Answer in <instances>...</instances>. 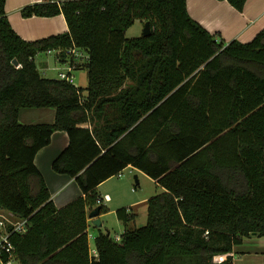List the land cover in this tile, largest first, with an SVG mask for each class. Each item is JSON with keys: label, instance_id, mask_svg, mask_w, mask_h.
<instances>
[{"label": "trees", "instance_id": "trees-1", "mask_svg": "<svg viewBox=\"0 0 264 264\" xmlns=\"http://www.w3.org/2000/svg\"><path fill=\"white\" fill-rule=\"evenodd\" d=\"M21 13L63 14L68 30L26 40L0 0V209L28 219L10 236L20 264H234L235 245L264 237V29L226 42L187 0H42ZM138 20L150 35L127 38ZM73 49L88 56L71 61L86 87L41 74L37 54L66 62ZM43 107L56 109L52 123L20 122L22 109ZM57 130L69 143L52 167L83 192L61 208L35 162ZM130 165L166 190L147 200L143 226L119 208L116 238L88 213L108 211L97 188Z\"/></svg>", "mask_w": 264, "mask_h": 264}, {"label": "crops", "instance_id": "crops-1", "mask_svg": "<svg viewBox=\"0 0 264 264\" xmlns=\"http://www.w3.org/2000/svg\"><path fill=\"white\" fill-rule=\"evenodd\" d=\"M41 1L42 0H6V13L8 19L13 28L26 40H36L68 30V23L63 14L51 17H24L22 15L21 9L24 6ZM187 7L190 15L195 20L206 27L212 34L223 38L226 42L234 39L242 42L251 41L261 30L264 29V0H247L242 10L235 8L228 0H187ZM76 85L86 87L88 82L87 84ZM55 116L56 109L54 107L24 108L20 111L19 120L21 123L25 124L52 123L55 120ZM83 126H86V124H83ZM68 143L69 137L67 132L64 130H57L53 133L50 144L40 149L35 158L36 165L43 173L52 198L56 206L59 208L64 207L83 195V192L74 177L68 174L57 173L52 167L54 159L61 153ZM127 168L140 170L132 165ZM109 180H111V178L104 181L97 188L101 197H104L105 195L110 197L109 199H104L103 202L108 209L107 212L112 210L117 212V210L121 207H131L136 212L137 206L147 204L146 202L150 197L136 198L124 205L122 204L123 202L114 200L109 193L102 196L100 188L103 187ZM136 183H139V180H137ZM157 185L161 187V192L159 193L166 190L158 183ZM107 212H102L100 215L102 225L99 228H101L102 231H104V222L102 217L107 214ZM89 221L93 223V220L90 218ZM135 222L136 220L132 222L130 226L136 227ZM90 229L96 230L93 227ZM97 233L98 232H95V235H97ZM120 235L121 234L118 236ZM247 239H250V243L247 244H251L255 241L252 237H245L242 244L234 246V251L232 253L234 264H245L249 256H255L257 258L262 257L257 264L263 263L264 255H261V253H264L263 242H261V250H252V252H248V249H244ZM259 239L262 240L264 237H258V240Z\"/></svg>", "mask_w": 264, "mask_h": 264}, {"label": "rangeland", "instance_id": "rangeland-1", "mask_svg": "<svg viewBox=\"0 0 264 264\" xmlns=\"http://www.w3.org/2000/svg\"><path fill=\"white\" fill-rule=\"evenodd\" d=\"M144 24L141 21H136L127 31L126 37H137L143 35ZM79 50V49H78ZM82 52V50H79ZM61 52L59 50H53L51 52L45 51L40 52L36 56V63L40 69V72L43 76L48 78H60L59 72L66 71L68 67L69 61H74L75 63L82 64L85 63V58L83 55H68L67 63L61 61ZM85 53V51H84ZM73 83L75 84H87L88 82V72L86 69H78L75 68L72 71ZM137 175V178H136ZM139 180V185L136 187V182ZM102 196L106 193H109L114 200L123 202L122 204H128V202L133 201L136 198H143V197H151L159 192H161V187H159L152 177L148 176L142 170H134L131 168H126L123 170V174L121 176L115 175L111 177L103 187L100 188ZM106 196V195H105ZM104 196V197H105ZM136 212L138 213L135 225L136 226H143L147 222V204L139 205L136 207ZM112 210V209H111ZM103 230L105 232L110 231L112 237H116L119 234H122L125 230V226L119 220L116 211L112 210L107 212L103 217ZM97 230V231H96ZM96 230L90 229V247L92 251L95 249V232H99L98 228ZM255 239L254 242L251 244L247 239L246 244L244 245V249H248V252H252V250H261L263 242L264 246V239L258 240L259 236L253 235L251 236ZM259 242H258V241ZM247 252V253H248ZM254 252H261V251H254ZM261 255H264V253ZM262 257L257 258L255 256H249L248 260L245 264H257ZM259 264H264L259 263Z\"/></svg>", "mask_w": 264, "mask_h": 264}, {"label": "built area", "instance_id": "built-area-1", "mask_svg": "<svg viewBox=\"0 0 264 264\" xmlns=\"http://www.w3.org/2000/svg\"><path fill=\"white\" fill-rule=\"evenodd\" d=\"M71 55H83L86 59L88 56L83 54V52L73 49L70 51ZM67 63V61H66ZM76 68V64L69 61L66 71H60V79H65L73 82L72 71ZM123 171L118 174L121 176ZM110 197L106 195L98 199V202H104V199H109ZM94 224V223H93ZM91 228V227H90ZM90 228H89V238H90ZM29 229L28 219L17 218L11 212L4 211L0 209V264H20L16 256V251L14 244L12 243L10 236L13 233H26ZM116 238H119L117 235ZM92 250V249H91ZM96 254V250L92 251Z\"/></svg>", "mask_w": 264, "mask_h": 264}, {"label": "water", "instance_id": "water-1", "mask_svg": "<svg viewBox=\"0 0 264 264\" xmlns=\"http://www.w3.org/2000/svg\"><path fill=\"white\" fill-rule=\"evenodd\" d=\"M150 33H151V25L149 21H146L144 24L143 35L148 36L150 35ZM63 54L64 56H67V53L64 52ZM13 63L15 65L19 64L17 59H14ZM101 213H102V207L101 205H98L88 215V217L93 220L94 225L97 227H100L102 225V220L100 218Z\"/></svg>", "mask_w": 264, "mask_h": 264}]
</instances>
